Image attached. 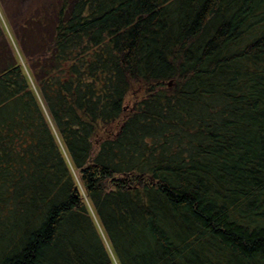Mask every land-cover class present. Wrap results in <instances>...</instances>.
Segmentation results:
<instances>
[{
  "label": "trees",
  "instance_id": "obj_1",
  "mask_svg": "<svg viewBox=\"0 0 264 264\" xmlns=\"http://www.w3.org/2000/svg\"><path fill=\"white\" fill-rule=\"evenodd\" d=\"M0 5V264H264V0Z\"/></svg>",
  "mask_w": 264,
  "mask_h": 264
},
{
  "label": "rangeland",
  "instance_id": "obj_2",
  "mask_svg": "<svg viewBox=\"0 0 264 264\" xmlns=\"http://www.w3.org/2000/svg\"><path fill=\"white\" fill-rule=\"evenodd\" d=\"M9 1V0H8ZM18 11H14V13L12 15H15ZM4 11L2 10L1 8V5H0V20L2 21L3 23V26L7 32V36L10 40V42L12 43L15 51L19 54V56H21L20 54V49H19V45H17V39H16V35L14 33V30H13V27L11 25V23L9 22L8 18L6 17Z\"/></svg>",
  "mask_w": 264,
  "mask_h": 264
},
{
  "label": "water",
  "instance_id": "obj_3",
  "mask_svg": "<svg viewBox=\"0 0 264 264\" xmlns=\"http://www.w3.org/2000/svg\"><path fill=\"white\" fill-rule=\"evenodd\" d=\"M171 83V82H170Z\"/></svg>",
  "mask_w": 264,
  "mask_h": 264
}]
</instances>
